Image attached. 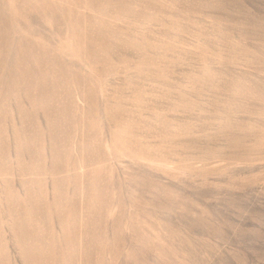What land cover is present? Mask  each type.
<instances>
[{"label": "rangeland", "instance_id": "374dc122", "mask_svg": "<svg viewBox=\"0 0 264 264\" xmlns=\"http://www.w3.org/2000/svg\"><path fill=\"white\" fill-rule=\"evenodd\" d=\"M0 264H264V0H0Z\"/></svg>", "mask_w": 264, "mask_h": 264}]
</instances>
